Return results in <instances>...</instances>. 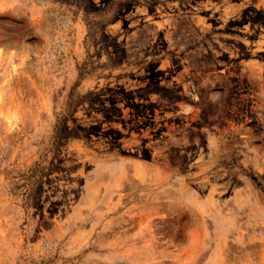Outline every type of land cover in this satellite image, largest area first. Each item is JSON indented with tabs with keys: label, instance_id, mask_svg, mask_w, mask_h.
Listing matches in <instances>:
<instances>
[{
	"label": "rangeland",
	"instance_id": "rangeland-1",
	"mask_svg": "<svg viewBox=\"0 0 264 264\" xmlns=\"http://www.w3.org/2000/svg\"><path fill=\"white\" fill-rule=\"evenodd\" d=\"M0 264H264V0H0Z\"/></svg>",
	"mask_w": 264,
	"mask_h": 264
}]
</instances>
